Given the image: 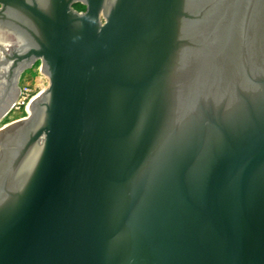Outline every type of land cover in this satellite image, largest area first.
Here are the masks:
<instances>
[{"label":"water","instance_id":"1","mask_svg":"<svg viewBox=\"0 0 264 264\" xmlns=\"http://www.w3.org/2000/svg\"><path fill=\"white\" fill-rule=\"evenodd\" d=\"M38 60L0 264H264V0H0V118Z\"/></svg>","mask_w":264,"mask_h":264},{"label":"rangeland","instance_id":"2","mask_svg":"<svg viewBox=\"0 0 264 264\" xmlns=\"http://www.w3.org/2000/svg\"><path fill=\"white\" fill-rule=\"evenodd\" d=\"M71 9L79 13L87 12V7L83 1H75ZM41 65L42 61L38 60L30 66L29 70L21 73L17 82L20 94L14 105L0 118V130L17 121L27 119L30 114L26 113V107L30 104L31 98L34 100L50 86L48 78L41 73Z\"/></svg>","mask_w":264,"mask_h":264},{"label":"flooded vegetation","instance_id":"3","mask_svg":"<svg viewBox=\"0 0 264 264\" xmlns=\"http://www.w3.org/2000/svg\"><path fill=\"white\" fill-rule=\"evenodd\" d=\"M13 87H14V86H13ZM13 87L10 86L9 90H11ZM9 94L11 95V93H9ZM9 94H8V95H9Z\"/></svg>","mask_w":264,"mask_h":264},{"label":"built area","instance_id":"4","mask_svg":"<svg viewBox=\"0 0 264 264\" xmlns=\"http://www.w3.org/2000/svg\"><path fill=\"white\" fill-rule=\"evenodd\" d=\"M24 99L27 100V98H25V97H24ZM31 101H33V98H31ZM31 101H30V102H31Z\"/></svg>","mask_w":264,"mask_h":264}]
</instances>
